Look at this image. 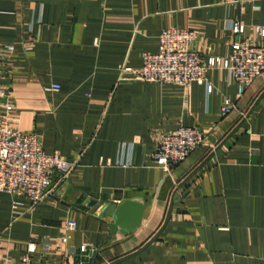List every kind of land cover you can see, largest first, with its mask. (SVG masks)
<instances>
[{
  "label": "crops",
  "instance_id": "0c3cea01",
  "mask_svg": "<svg viewBox=\"0 0 264 264\" xmlns=\"http://www.w3.org/2000/svg\"><path fill=\"white\" fill-rule=\"evenodd\" d=\"M262 25L264 0H0L6 122L74 164L39 203L0 192V264L32 247L37 264L85 252L86 264H264V72L240 94L224 68L208 72L212 92L121 71L157 53L170 27L197 31L204 58L225 59L239 39L261 46ZM190 126L207 144L171 172L158 167L160 136ZM126 198L146 201L143 223L113 234L101 209Z\"/></svg>",
  "mask_w": 264,
  "mask_h": 264
},
{
  "label": "built area",
  "instance_id": "2783aa9c",
  "mask_svg": "<svg viewBox=\"0 0 264 264\" xmlns=\"http://www.w3.org/2000/svg\"><path fill=\"white\" fill-rule=\"evenodd\" d=\"M236 35L245 32V26L231 24ZM264 39V25L257 27ZM197 31L170 27L159 36L157 53L144 54L143 65L139 68L122 66V73L132 74L134 80L144 82H172L185 87L194 82L206 84L209 92L213 86L208 79L212 69L229 70L240 86V94L264 72V40L261 46L252 45L244 39L233 43L228 58L210 57L205 59L197 49ZM0 60V192L26 196L39 203L62 181L66 180L74 164L59 153H48L35 134L24 133L7 124L15 112V104L9 98L7 88L11 77L6 75ZM52 90H59L54 85ZM234 109L230 99H225L221 113L227 115ZM3 110V111H2ZM207 144V133L197 126L181 127L160 136L152 161L166 172L187 160L199 147ZM76 222H69L68 229L74 230ZM29 248L21 264H37ZM67 264V263H62Z\"/></svg>",
  "mask_w": 264,
  "mask_h": 264
},
{
  "label": "water",
  "instance_id": "95a60500",
  "mask_svg": "<svg viewBox=\"0 0 264 264\" xmlns=\"http://www.w3.org/2000/svg\"><path fill=\"white\" fill-rule=\"evenodd\" d=\"M146 210V201L143 198H126L119 202H106L100 216H110L112 222L110 231L114 234L122 232L129 235L142 225ZM89 252H85L76 259L75 264H86L90 260Z\"/></svg>",
  "mask_w": 264,
  "mask_h": 264
}]
</instances>
